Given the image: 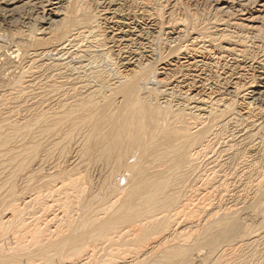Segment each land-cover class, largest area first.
Returning a JSON list of instances; mask_svg holds the SVG:
<instances>
[{"label":"rangeland","instance_id":"1","mask_svg":"<svg viewBox=\"0 0 264 264\" xmlns=\"http://www.w3.org/2000/svg\"><path fill=\"white\" fill-rule=\"evenodd\" d=\"M176 1L178 0H110L106 5L107 0H0V68L3 69L8 56L17 50L19 51L18 55L12 61L15 65H19V69L21 68V71L18 74L17 72L13 73L14 75H12L11 70L7 74L5 71L4 77L7 75L6 78L8 80L10 78L12 83L5 87L3 93H0V120L10 114L15 119L11 120L17 121L15 124L18 125L22 122V126L27 115L24 107L27 108L30 104L27 103L29 97L35 95L33 97L36 98V94L42 95L44 91L51 89V85H59L72 79L68 76L86 77L88 72L78 70L80 66H85L87 70L92 69L91 71L99 75L102 80L114 78L115 70L128 75L132 71L138 72L137 63L123 67L119 62L120 60H116L117 57L114 51H117V48H113L114 45L110 41L111 37L120 35V31L116 30L118 27L123 28L125 25L124 31H132L133 35L135 25L138 29H141L145 27L143 24H149L150 27L154 28L151 32L154 38H150L147 42L152 41L150 44H154L155 54L147 53L151 56L147 58L150 62L148 63L144 59V64H148L149 69H151L152 64L155 67L151 72L148 70L151 79L145 82L143 86L149 88L147 92L151 93V102L154 104V109L157 110L160 107L161 112H163L162 110L165 111L168 107L166 111L182 114L181 122L177 126L179 132L183 130L194 133L197 130L195 129L196 126L202 122V124L208 125V128H213V130L211 128L203 131L201 136L198 134L193 135L190 148L194 151L192 154L195 155L196 162L194 161L190 166L188 165L189 167H186L188 169L191 167V171L183 167L182 172L180 169V172L171 169L164 173V176L168 178L176 177L179 173H185L186 176L184 175L185 178L182 179L184 183L180 180L178 189H174V192L179 190L175 192L179 196L178 198L175 195V198L177 196L176 203H179L173 205L168 211L162 212V210L161 213H158L157 220L154 222V236L150 235L148 237L146 235L151 230H146L147 232L144 233L139 232V228L132 225L130 228L132 231L125 233V237L116 238V232L122 231L121 228L123 227H120L114 231L105 232L104 236L99 237L98 246L95 250L84 246L95 243L87 240L83 244L82 251L73 256V260L63 256L58 257V253L55 251H48L50 253H48L49 257H52L53 260L47 264H73L84 260L85 255L91 251L95 252V256H92L93 258L89 264H157L156 262L161 259L160 254H163V252L159 250V252L154 253L152 247L162 243L165 237H168L169 242L164 250L165 248L169 249V252L173 255L167 260L163 254L162 258L164 259L160 260L159 264H264V7L262 6L264 0H251L258 3L251 5L255 6L254 8L248 6V9L240 5H243L245 0H234L233 2L232 0H179L177 6L172 8ZM117 7L120 9H117ZM137 9H139L138 12ZM115 10L118 11L116 14ZM141 12L142 14H139ZM167 13H170L168 18H166ZM187 29L194 31L188 33ZM88 32H92L91 37L89 36L90 39L86 38L89 35ZM64 34H66L64 40L71 39L74 41V45L67 43V46L65 45L59 50L43 54L42 59L37 57L38 53L45 51L52 43L61 41ZM28 39L32 40L33 45L31 47H25ZM68 52L69 54H67ZM33 53H35V56ZM165 54L168 56L172 54V56L170 55V59L169 57L165 59L164 63V60L162 62L161 60L166 56ZM157 59L158 62H156ZM117 62L118 64H116ZM1 65L3 66L1 67ZM11 76L15 79H12ZM34 79H37L35 80L36 85L32 87L29 81ZM38 90L43 92H38ZM37 98L39 97L37 96ZM3 130L0 129V132H5ZM71 147L66 146L67 150ZM55 150L57 154L60 151L63 154L62 147ZM69 150L68 152L71 154H68L66 150L64 152L66 158L61 152L58 154V158L60 161L63 160L61 162L66 159L65 164L62 163V168H72L71 170L74 169L73 172L76 174L75 169L78 170L79 166L73 168V149ZM198 154L197 157L200 159L196 160ZM60 155L63 156L62 159ZM135 156L137 154H130V158L128 157V161L124 165L125 167L127 164L129 168L125 167L121 173L116 174V179L113 180L115 185L112 183L110 188H107V192L105 191L107 186L102 181L103 175L100 172H95L96 177L92 168H90L92 171H89L90 169H85L86 166L82 165L79 169L82 170L77 171V176L72 173L78 180L81 176L83 177L80 179L82 180L81 188L84 191L90 190L95 193L97 191L94 201H88L90 204L92 203L88 206L91 212L92 210H98L97 213L92 212L95 216L91 215V217L96 218V225L89 227L90 231L97 230L101 224L111 221V216L101 214V212L99 214V211H103V209H99L103 206H107L106 208L109 209V205L105 204L109 203L111 206L114 201H118V206L122 202V200H117L119 194L125 193L123 189L126 190L125 194L129 192L128 187L129 190L131 189L130 185H132L134 176L131 170L134 169L136 164L139 165ZM130 162L133 164L132 166H130ZM69 164L72 166L70 167ZM192 165L195 166L192 167ZM197 166L199 167L197 168ZM156 167V164H154V173L158 171ZM48 171L50 172L47 168L42 173L48 174ZM80 172L84 176L88 175V178L86 179L87 176L84 178L82 173L79 175ZM89 172H92L91 174L94 177ZM123 172L125 175H123ZM5 174H1L4 179L0 175V179H2L0 181V194L2 195L7 190H11L13 186L12 182L9 183V181L10 186L12 184L11 187L9 186L10 188L6 187L9 184L2 185L6 182ZM128 175L130 178L127 177ZM6 177H8V174H6ZM90 178L92 182H90ZM127 178L129 180L132 178V182H128ZM85 179H89V181ZM96 179L100 183H97ZM84 181H86V184H84ZM101 181L104 184L106 196L103 191H100L103 190ZM89 184H91L92 190ZM117 185L118 188H116ZM171 185L172 182L169 186ZM22 186H24V181L19 180L15 191L22 190ZM174 186L176 187L177 183ZM13 191L14 189L9 191V194ZM114 191H121L122 193H115V197ZM2 195H0V198ZM5 195L2 197H5ZM11 195L10 197L6 196L5 199L1 198L0 223L2 219H5V221L12 219L11 206L14 201L21 203L20 205L17 202L15 206L19 209L23 207L21 211L19 210L23 214H19L18 211V215L13 219L15 221H12L11 225L6 226L0 232V236L2 234L5 237V239L0 237V253L2 252V255L6 251L7 254L4 253V256H8L16 250L17 252L14 251L16 255H23H20L22 260L25 256L23 264H43L45 259L37 256L36 252L40 251L41 248L46 249L47 244L45 242H48V239L49 242L59 241L62 237L71 234L73 230L82 232L78 227L82 220L78 222L76 218L79 215L75 216L77 214L74 212L66 218L62 217L56 227L46 229L50 232L38 234L37 227L40 228L39 226L44 224L48 215L58 214L57 216L61 217L60 211L53 208L51 213H44L41 211L40 206L27 207L19 198V200L16 198L12 201ZM103 196L106 199L109 197L108 199L111 200L107 199L108 201H106ZM115 198L116 200H114ZM6 199L10 201L5 203ZM102 199L105 203L103 206L101 204ZM3 200L4 204L1 205ZM88 202L85 204L86 206ZM99 202H101L100 206ZM9 204L11 208H9ZM180 206H182L181 209ZM209 206L211 208L207 209ZM6 208L10 210L12 215L9 214ZM25 208L26 210H24ZM235 208L239 209L235 211ZM205 209L207 210L205 211ZM227 209H231V211L228 210L227 212ZM233 209L234 211H232ZM179 210L182 211L179 212ZM224 211L227 217L230 216L229 218H231L230 214L232 212H234V215L238 211L240 212L238 213V215L240 214L239 217L237 215L235 218H238L237 221L242 225L233 236H229L231 228L221 227L222 222L228 219ZM214 212L219 213V215ZM222 212H224V215H221ZM210 213L212 217L210 215L209 219L210 217L211 219L216 217L212 221L206 219ZM28 214H31V216ZM233 214L232 218H234ZM222 216H224L223 220H221ZM17 218H21V220L19 221ZM217 219L220 222L217 223ZM205 220L211 221V223H206ZM25 222H27V225L29 224L30 229L25 227ZM15 225H20V227ZM21 225H23V230ZM10 226L13 229L14 227L18 228L17 230L21 233L19 231L18 234L14 233L17 230H12ZM9 227L11 228L10 232ZM206 227L209 231L206 230ZM133 229L137 232L135 233ZM11 230L13 233H11ZM127 230L129 231V229ZM34 233L37 234L36 238ZM8 236H12V238ZM215 240V247L211 246L210 242ZM3 244L8 245L5 247ZM10 244L16 247L13 248ZM10 246L13 248L12 252L11 249L9 250ZM24 249L26 250L24 251ZM23 252L24 254H22ZM66 252L67 250L63 251L64 255L68 257Z\"/></svg>","mask_w":264,"mask_h":264},{"label":"bare ground","instance_id":"2","mask_svg":"<svg viewBox=\"0 0 264 264\" xmlns=\"http://www.w3.org/2000/svg\"><path fill=\"white\" fill-rule=\"evenodd\" d=\"M109 1L110 0H107V3H105V4L107 5ZM233 1L234 0H232V2ZM253 1L245 0L243 5L242 4H240V5L243 6V8H244V6L246 8L249 6V8H250L251 5L258 3V2H253ZM237 2H239V1H237ZM178 3H179V0L174 2V5L172 8H174V6H177ZM230 3H231V1H230ZM105 4H104V8L106 6ZM110 4H112V3L110 2ZM150 4H152V2H150ZM262 6L264 7V4ZM149 7H150V5H149ZM252 7L253 6H251V8ZM117 9H120V8L117 7ZM108 10H110V9L108 8ZM116 10H115V14L118 12V11L116 12ZM138 10L139 9H137V12H138ZM133 12L135 13V11H133ZM134 13H132V14H134ZM139 14H142V12ZM169 16H170V13H167L166 18H168ZM124 17H125V14H124ZM134 17H136V16H134ZM140 17H142V16H140ZM140 17H139V19H140ZM139 19H138V21H139ZM108 20H109V18H108ZM110 20H111V18H110ZM125 20H126V18H125ZM144 20H145V16H144ZM119 23H121V22L119 21ZM151 23H153V22H151ZM168 24H170V23H168ZM130 25H131V23H130ZM143 25H145V27L144 28L142 27L141 29H138V27H136V25H135V28L133 27V31L135 32V33H133V35H132V31L131 32H129L128 30L127 31L125 30L126 32L124 31V27L126 28L125 25L123 28L118 27L116 29L114 27V29H116L117 31H120V35H117L115 37L113 36V38L111 37V41H110L114 45L113 48H117V51H114V53H116V57H117L116 60L119 59L120 60L119 62L121 63V65L123 67L130 66L131 64L137 63L136 68L139 69L138 72L132 71V73L130 75H128V74H123L122 72H119L118 70H115L114 71L115 72L114 78H112L111 80L110 79L102 80L99 75H96L95 73H93V71H91L92 69L87 70L85 68V66H80L78 70H85V72H88V75L86 77L68 76L69 78H72V79H70L66 82H63L59 85H56V84L53 86L51 85L50 86L51 89L49 87H47V88H49V89H47L48 91L45 89L46 92L44 91V93L42 95L39 94L40 96L35 93L36 98L33 97L35 95H32L29 97V100L27 101V103L29 102L30 104H28L27 108L24 107V109L27 111L26 112L27 115L24 118V124L22 126H21L22 122H20V120H19L20 123L18 122L20 125H18L17 123L15 124V122H17V121L14 122L13 120H15V119H13V116H11L10 114H9V116H7L8 115L7 114L3 120L2 119L0 120L1 131H2V129L5 130V132H0V148L3 149L2 151H0V154H1L0 155V172L2 171V173H0V175L5 174V173L8 174V177H6V174H5L6 182L2 181L4 183H2V182L1 183H2V185L5 186V184L7 185L10 182H12L13 186H12V184H11V186L14 189L13 192H10L11 194L13 193V195L9 194V191L13 190L12 188H11V190L9 189V191L7 190L8 192L5 190L6 195L5 194H3V195H5V197L6 196L10 197V195H11L12 201L16 198L17 199L19 198L20 201L22 200L23 204L27 207L32 208V206H35V205L40 206L42 208L41 211L44 213H51V211H53L52 210L53 208H55V210L57 209L58 211H60L59 213H61V215H62V216L60 215L61 217L57 216L58 214L54 215L52 212L53 215L52 216L48 215L44 224L42 226H39L40 228L37 227V230L34 229L38 232V234L43 233V232H50V231H47L46 229H49L50 227H53V228L56 227V225L59 223V221L62 219V217L66 218L69 215H72L74 212H76V214H77L75 216L79 215L77 217L78 219L76 218V220L78 222H79V220H82V223L78 224V227H79V229L82 230V232H77V231L73 230L71 232V234L62 237L61 240H59V241L53 240V241L49 242V239H48V242H45V244H47L45 250H47V251L43 250L40 247L41 249H40V251H37L38 253L36 252V255L45 259L46 262L44 261L43 264H47L48 262L53 260V258L49 257V255H48V253L50 251H52V252L55 251L56 253H58L57 254L58 257L63 256L65 258L73 260V256H75V254H78L82 251L83 244L87 240L93 241L95 243L92 245H87V246L84 245V246L89 248V249L93 248L95 250L98 246L97 242H99V240H98L99 237L104 236L105 232H109L112 230L114 231L115 229H119L120 227H123V228H121L122 231L116 232V234H117L116 238L125 237V233L130 232V230L132 231V229H130L132 227V225H133V227L134 226L138 227L139 229L138 228L137 229L139 232L144 233V232H147L146 230H151V232L149 234L146 233V235L148 237H150V235L154 236V227H155L154 222L157 220L158 213H161L160 211H162V210H163L162 212L168 211V210H170V208H172L173 205H177L179 203V202L176 203L177 202L176 198H177L178 194L175 193V192H178L179 190L178 191L176 190L174 192V189L175 188L178 189L177 187L180 185V182L182 181L184 183V180H182V179L185 178L184 177L185 173H179V174L177 173L178 175H176V177H173V178L171 176H170L171 178L164 176V173H166V171L171 170V169H175V170L180 169L181 172L183 170V167H185V169H188L186 167H189L190 164L194 163V161H195V155L192 154L194 151L190 148L193 135L198 134L199 136H201L203 131L209 130L212 128V127L208 128V125H204V124H202L203 123L202 122L196 126L195 129H197V130L194 133H192V132L188 133V132L183 131V130L179 132L177 129V126L181 122L182 114H176L172 111H166L168 109V107H167V109L165 108L166 112L164 110H162L163 112H161L160 107H159L160 110L154 109V104H152L153 102H151V97H152L151 93L147 92V90L149 88L146 86H143L145 82L150 81L151 78H150L149 72H151V70L153 71L154 67H155L152 64L151 69H149L148 64H144V59H146V61L148 63L150 62V60L147 59L150 54L147 55V53H152V54L154 53V44H150L152 41L147 42V40H149L150 38H152V37L154 38V36L151 33L154 30V28L150 27L149 24H143ZM129 28H130V26H129ZM130 29H132V28H130ZM187 31H188V33H191L194 30L190 31V29H187ZM88 33H89V35L86 36V38L90 39L89 36L92 34V32H88ZM135 35H136V38L134 39ZM65 38H66V34H64L63 39H61V41H56V42L52 43L49 48L45 49V51L38 53L37 57L42 59L43 54H46L47 52H50V51L59 50V48H61V47L63 48L67 43L74 45L73 40L70 39V40L65 41L64 40ZM32 45H33L32 40L28 39L25 47H31ZM71 48H73V47H71ZM113 50H115V49H113ZM18 52H19L18 50L13 51L11 53V55L8 56L7 62L5 61V65H4L3 69L0 68V93H3L5 90V87H7V85H11V83H12L11 82L12 80L9 78L10 76L8 77L9 80L6 78L7 75L4 77L5 71L7 74V72L9 70H11L12 75H14L13 73H16V72L18 74L21 71V68L19 69V65H15L12 61L14 59V57L18 55ZM167 53L169 54V52H167ZM33 54L35 56V53H33ZM67 54H69V52ZM170 55L172 56V54H170ZM170 55L169 56L166 55L165 56L166 58L163 57L161 62L164 60L163 62L165 63V59H167L168 57L170 59ZM162 56H163V54H162ZM150 57L151 56H149V58ZM156 62H158V59L156 60ZM116 64H118V62ZM2 66L3 65H1V67ZM148 70H150V71L148 72ZM8 75H10V74L8 73ZM11 77H12V79H15V78H13V76H11ZM35 80H37V79L29 81L30 85L32 87L34 85H36ZM44 88H46V87H44ZM6 90H8V89L6 88ZM42 90H38V92L42 91ZM32 94H34V93H32ZM37 96L39 98H37ZM22 109H20V110H22ZM23 112H25V111L23 110ZM11 119H13V120H11ZM212 130H213V128H212ZM196 139H198V138L196 137ZM194 141H195V139H194ZM68 145L72 146L71 148L73 149V154H72V158H73V162H74V164L72 162V165H74L73 168H76L75 166H77V167L79 166L78 167V170H79L80 166L83 165V166H86V168L84 167L85 169L88 168V170H89L90 168H92L94 174H95V172H98V173L100 172V174L103 175V178H104V179L102 178V181H104L105 182L104 184L107 186L105 191L108 190L107 188H110V185L113 183V180L116 179L115 178L116 174L118 175L119 173L122 172V169L124 170L125 167H128L127 164L125 167H124V165H125V163H127L128 157L130 158V154L131 153L135 154V155L137 154V156H135V157H137L138 164L140 166L139 165L137 166V164H136L135 166H137V167L134 166V169L131 168L132 169L131 171L134 174L133 180H132V178L129 180L130 177H129V175L127 176V177H129V178H127L129 180L128 182L133 181L132 185H130V183L126 182L127 184L130 185L131 189L129 190V187H128L129 192L127 194H125L126 190H124L123 188H122L123 192L125 191L124 194L121 192L122 190L120 191L122 194H119L120 193L119 191H118L119 193L115 192L117 189L114 191V194L115 193L119 194V196L117 194V196H118L117 200L118 199L122 200V202L120 201L121 204L119 203L118 206H117L118 201L112 202L111 206L109 203L108 204L103 203V199H102V203L99 202V206L101 204H102V206H103V204L109 205V207H110L109 209H111V210L106 208L107 206H105V207L103 206L102 208L100 207L101 209H99V210L103 209V211H99L98 213L100 214V212H101V214L110 215L111 221L101 224L100 227L97 230L95 229L94 231H90V229H89V227H91V226L93 227L96 225V218L91 217V215L95 216V214H93V213H94V211L97 213L98 210H92V212H93L92 213L90 211L91 209L88 208V206L90 204L88 201H90V202L94 201V198L97 194V191H96V193L93 191H90L89 189H88L89 191H84L81 188L82 180L80 178L82 176L80 178L78 177L79 180L73 176L72 173L75 174V172H73L74 169L71 170L72 168H70L72 165L70 166V164H69L70 169L62 168V163L65 164L64 162L66 160L64 152H65V150H66V152H68V150L71 149V148H69L67 150L66 146L69 147ZM59 147L63 148V154L61 152L62 149L60 152L65 157L64 162H61L63 160L60 161L58 158L59 157L58 154L60 152L58 154L55 152L56 151L55 149H57ZM64 148H66V149H64ZM68 154H71V153L68 152ZM63 156L60 155V158ZM131 156H133V155H131ZM197 156H199V154L196 155V160L199 158ZM130 163H128V165H130ZM154 164H156V166H157L156 168L158 170L155 173H154ZM132 165L133 164L131 163L130 166H132ZM195 165H192V167H194ZM198 167L199 166H197V168ZM47 168L50 170V172L48 171L49 172L48 174L42 173ZM189 169L188 170L191 171V167ZM195 169H196V167H195ZM78 170L75 169V171H76L75 175L76 176H77ZM81 170H79V171H81ZM128 170H130V169H128ZM180 170H179V172H180ZM89 171H92V170L90 169ZM40 173H42V174H40ZM81 173L82 172H80L79 175ZM91 173H90V175H92ZM82 175L84 176L83 173H82ZM97 175H99V174H97ZM123 175H125L124 172H123ZM126 175H127V173H126ZM86 176H84V178L86 177V179H87L88 175H86ZM95 176H96V174H95ZM1 177L3 178L2 175H1ZM92 177H94V176L92 175ZM100 177H98V178H100ZM196 177H197V175H196ZM7 178L10 180H8ZM91 178H90V180H91ZM92 179H94V178H92ZM1 180L2 179H0V181ZM19 180L24 181V186L21 187L22 190L15 191V188L17 187V182H19ZM80 180H81V182H80ZM117 180H118V178H117ZM8 181H9V183H8ZM86 181H89V179ZM86 181H84V184H86L85 183ZM98 181H100V180H98ZM102 181H101V185L103 187L104 184L102 183ZM185 181H187V180L185 179ZM90 182H92V180ZM96 182H97V179H96ZM171 182H172V185L169 186V184ZM97 183H100V182H97ZM116 183H117V181H116ZM175 183H177L176 187L174 186ZM185 184H184V186H185ZM89 185L91 188L92 187L91 184H89ZM92 185H93V183H92ZM9 186H10V184L7 185L6 187L10 188L11 186L10 187ZM85 186H84V188H85ZM18 187H19V185H18ZM2 188H1V190H2ZM116 188H118V185ZM92 189L93 188H91V190ZM102 189L103 190H100V191L104 192V187ZM114 189H112V190H114ZM95 190H96V188H95ZM98 192H99V189H98ZM184 192H186V191H184ZM7 193H8V195H7ZM108 194H109V192H108ZM0 195H2V194H0ZM112 195H113V193H112ZM175 195H177L176 198H175ZM2 196H1V198L5 199V197H2ZM105 196H106V193H105ZM105 196H103V198H105ZM109 196H110V194H109ZM115 197H116V194H115ZM1 198H0V201H2ZM178 198H179V196H178ZM8 199H10V198H8ZM107 199H106V201L109 200V199L108 200ZM114 200H116V198ZM9 201H7V199H6L5 203H8ZM106 201L104 200V202H106ZM17 202L19 203V201H17ZM17 202L14 201V202H12L13 204L11 203L12 208L10 207V204L8 205L9 208L12 209L13 215H12V213H10V210H8V208H6L9 211V214L12 215L11 216L12 219H7L6 221H5V219H2V222L0 223V232L2 231V229L4 230L6 226L11 225V223H13L12 221H15L13 219H15V217L18 215V211L22 210L23 207L21 209H19L15 206L17 204ZM87 202H88V205L86 206L85 204H87ZM2 204H4V200H3V203L1 202V205ZM19 204L21 205V203H19ZM185 206H183V207L185 208ZM181 207L182 206H180V209H181ZM210 208L211 207L209 206V208H207V209H210ZM74 209H76V210H74ZM207 209H205V211ZM236 209L237 208H235V211H237L239 208L237 210ZM24 210H26V208ZM228 210L231 211V209H227V212H228ZM8 211H5V212H8ZM20 211H19V214L21 213V215H22L23 212H20ZM181 211L179 210V212H181ZM232 211H234V209ZM224 212H222L223 214L221 213V215H224ZM165 213H163V214H165ZM214 213L219 215V213H216V212H214ZM233 213L234 212H232L230 214L231 218H229L230 216L227 217V214L225 212V214H226L225 216L228 219H225L224 222H222V226H221V227H226L227 229L231 228V230L229 231V236L235 235L236 232H238V230L241 228V225H242V223H239L237 221L238 218H235V217H237L238 213H240V212L239 211H238V213L236 212L237 214H235V215ZM232 214H233L234 218H232ZM210 215H211V213L208 215V218H206V219H209ZM239 215H238V217H239ZM4 216H5V214H4ZM29 216H31V214ZM32 216H33V214H32ZM36 216H37V214L35 215V217ZM39 216H41V215L39 214ZM8 217H9V215H8ZM211 217H212V215H211ZM211 217L209 219L211 221H212V219L216 218V217L215 218L213 217L211 219ZM222 217L223 218L221 220L224 219V216H222ZM17 220L20 221L21 218L20 219L17 218ZM23 220L24 219L22 218V221ZM26 220L28 222V219H26ZM211 221L209 222L208 220H205L206 223H211ZM218 221L219 220L217 219V223H218ZM27 222H25L26 223L25 227H28V225H29V224L27 225ZM19 223H21V222H19ZM23 223L24 222H22L21 224H23ZM217 223L215 225H217ZM15 226H18V225H15ZM201 226H203V225H201ZM10 227L8 229L9 232H10L11 228H12V230L18 229L15 227H14V229H13V227H11V228ZM18 227H20V225ZM21 227L23 230V225H21ZM147 227H148V229H147ZM156 227H157V225H156ZM87 228H88V230H86ZM209 228H210V226H209ZM29 229H28V231H29ZM127 229H129V231ZM135 229H133V230L136 233L137 229L136 230ZM24 230H26V228H24ZM31 230H32V228H31ZM206 230H208L207 227H206ZM18 231L19 230L15 231L14 233H17ZM55 231H56V228H55ZM31 232H33V231H31ZM11 233H13V231ZM20 233H19V235H20ZM36 233H34V235ZM132 233H134V232H132ZM34 235H32V236L34 237ZM41 235H40V237H41ZM5 236H6V234H5ZM12 236H10V237L12 238ZM36 236H37V234L35 235V238H36ZM45 236H47V234H45ZM0 237L2 238L4 236H2V234H1ZM24 238H26V236H24ZM37 238H39V237H37ZM41 238H43V236ZM48 238H49V236H48ZM3 239H5V237ZM21 239H23V238H21ZM36 241H38V240H36ZM163 241H162V243H160L158 245H153L152 251L154 253H156V251L159 252V250H162L164 257L167 258V260H169L173 254L171 252H169V249L165 248V250H164V247L169 242L168 237L163 238ZM41 242L43 243V241H41ZM215 242H216V240L213 242H210L211 246L215 247ZM8 244H6L4 246L6 247ZM15 244H16V242H15ZM20 245H22V244H20ZM25 245H23V246H25ZM14 246H12V247L14 248ZM27 246H26V249H27ZM12 247L9 248V250L11 249V252L13 250ZM2 249H3V247H2ZM26 249H24V251ZM38 249H39V247H38ZM64 250H67L66 254H68V257H66L64 255V253H63ZM14 251H16V250H14ZM14 251H13V253L9 254L8 256L6 255L7 254L6 251L3 252V255L1 252L0 253L1 254L0 255V264H21L23 262L25 256L22 260L21 256H23V255H21V254L16 255L15 253L17 251L15 253H14ZM27 251H28V249H27ZM8 252L10 253V251H8ZM91 252H93V254H91ZM91 252H88L85 255L84 260L74 262L73 264H79V263L80 264L81 263L89 264V262L93 258L92 256H95V252L94 251H91ZM4 253H6L5 255L7 257L4 256ZM22 254H24V252ZM163 254H160L161 259H159L158 262H160V260L164 259V258H162ZM36 255H34V256H36ZM158 262H156V263L159 264ZM33 263H34V260H33ZM40 264H42V263H40ZM160 264H162V263H160Z\"/></svg>","mask_w":264,"mask_h":264}]
</instances>
